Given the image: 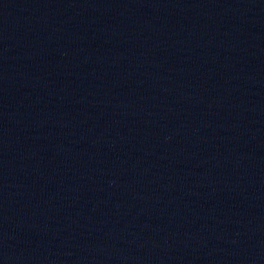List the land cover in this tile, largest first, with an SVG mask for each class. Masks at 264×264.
Listing matches in <instances>:
<instances>
[{
	"label": "water",
	"instance_id": "1",
	"mask_svg": "<svg viewBox=\"0 0 264 264\" xmlns=\"http://www.w3.org/2000/svg\"><path fill=\"white\" fill-rule=\"evenodd\" d=\"M0 264H264V0H0Z\"/></svg>",
	"mask_w": 264,
	"mask_h": 264
}]
</instances>
